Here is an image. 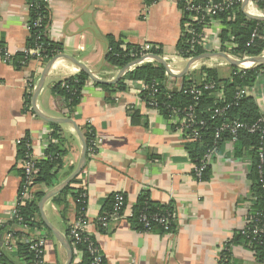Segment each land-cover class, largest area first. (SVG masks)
<instances>
[{
  "label": "crops",
  "instance_id": "crops-1",
  "mask_svg": "<svg viewBox=\"0 0 264 264\" xmlns=\"http://www.w3.org/2000/svg\"><path fill=\"white\" fill-rule=\"evenodd\" d=\"M46 1L51 13L50 39L61 44L63 53L86 64L102 79H115L121 70L106 60L109 35L138 46H158V55L175 72L182 71L189 61L177 48L183 24L180 0H158L150 6L146 0ZM248 7L249 4L246 10L250 12ZM29 19L27 0H0V227L12 220L23 185L24 160L19 155V141L29 135L36 159L45 157L52 140L57 142L51 138V124L57 123L41 118L32 100L31 110L25 107L28 80L35 79L37 84L46 63L34 60L25 69L17 70L2 58L1 48L11 55L24 52L30 35ZM223 27L218 19L207 31L210 36H220ZM231 65L227 58L209 57L197 62L189 73L199 75L203 67L231 72ZM80 72L68 59H60L51 67L37 98L44 114L69 117L65 101L53 87ZM169 75L168 86L179 90L184 76ZM142 82L127 81V90L110 95L89 77L70 117L80 128L91 127L98 142L97 151L89 153L82 173L72 184L74 191L62 204L56 203L54 196L44 206L48 220L70 240L72 264H81L84 258L83 249L70 234L80 215L88 221L87 233L97 241L104 264H256L258 255L247 239L238 238L256 201L250 177L255 148L240 151V142L226 139L209 160L207 179H198L187 149L191 140L179 129L176 119L165 117L145 103ZM256 101L263 109L264 80L256 86ZM58 125L66 150L62 182L77 167L82 143L72 124ZM49 189L34 188L45 193ZM75 190L87 194L84 212L77 207ZM116 192L125 195L127 212L134 211L142 195L172 209L170 229L146 231L130 219L103 228L99 217L107 212V203ZM47 229L33 230L36 236L46 239V264H66V248ZM10 230L18 231V227ZM7 232L0 236V247ZM17 237L13 249L3 245L5 263L34 264L31 257L18 254L22 238Z\"/></svg>",
  "mask_w": 264,
  "mask_h": 264
},
{
  "label": "trees",
  "instance_id": "trees-1",
  "mask_svg": "<svg viewBox=\"0 0 264 264\" xmlns=\"http://www.w3.org/2000/svg\"><path fill=\"white\" fill-rule=\"evenodd\" d=\"M30 5V19L29 24L32 26L30 35L28 38L27 48H39L41 53V61L42 63H47L49 60L54 58L55 56L63 53V48L61 44L50 39L48 35V29L51 24V13L48 7V3L46 0H27ZM158 0H146V5L150 6L157 2ZM208 0H192L193 3L206 2ZM223 1V0H216ZM187 0H180L179 6L183 9ZM242 4V3H241ZM241 4H235L230 6L225 11L219 13L217 18L220 19L224 25L223 30L221 32V40L223 42L222 52H226L228 47L230 46V53L236 57H255L260 56L264 52V21L252 20L246 16V14L242 11ZM258 31L260 37L255 38L254 42L250 45L249 42L252 38V34L255 31ZM108 48L106 53L107 62L119 69H123L132 61L134 58L132 54L138 55L141 52V48L138 45L125 43L123 40L117 39L111 35L107 36ZM188 45L184 43V39L182 38L177 48L179 51L187 49ZM156 54H161L159 50L154 51ZM204 51L198 50L194 55H200ZM185 56V58H187ZM35 55H29L26 52H19L15 55H12L11 64L17 69L22 70L25 69L30 62L36 60ZM264 67V64L260 66H255L250 69H241L237 66L231 65V72L228 77H222L221 72L216 68L203 67L201 68L200 74H196L195 72L189 73L183 77L182 83L183 86H187L194 82H200L203 76H206L208 80L215 82L219 85L224 92V98L215 99L216 95L211 92H206L203 97H201L200 103L196 108V113L200 118H204L206 121V125L199 129L200 137L196 140H192L187 144V149L189 151L190 157L193 162L200 166L203 163L204 156L207 150L213 147V135L216 129L221 125L224 121V116H227L230 119H239L248 123L255 122L261 116V108L257 103L255 97L252 94L245 96L238 105L232 106L226 112V115L223 117L213 116L214 110L218 107H223L226 103L232 102L235 93L245 87H251L256 83V79L259 75L260 69ZM170 75L164 66L159 64L156 61L145 62L142 64H138L134 66L131 70H129L126 75L116 84H98L105 90H107L110 95L127 90V81L139 80L143 81L144 84L149 88L153 84L154 87L158 88L157 93L154 95L155 100L158 102L159 111L165 116L169 117L172 115V108H187L192 104V99L183 93L182 90H170L167 87V78ZM35 81V79H34ZM89 81V76L85 72H80V74L76 76H72L69 78H65L59 82H57L53 90L54 92L60 96L66 103V108L68 110V116L71 117L72 113L75 111V108L80 103L82 99V91L85 87L86 83ZM150 92V88L147 90H143L141 92L142 98L148 96ZM32 93H26V109L31 110V100ZM54 131L51 133V138L56 139L57 142L50 143L45 157L41 159H36L35 173L33 175L32 184L29 187L28 196L24 205L19 206V214L23 217V222L21 224H27L30 230H34L37 227L46 228L44 222L40 216L39 209V201L45 194L42 190H34L36 186H44L47 188H52L60 183L62 178V169H63V157L66 154V150L63 147L64 139L60 135V127L58 124H51ZM84 135L88 141V147L91 144V141L95 137L94 131L91 127L85 126L82 127ZM226 137V138H225ZM225 139H228L229 136L226 133L224 136ZM29 142L31 143V139L26 136L24 139L19 141V155L25 160L27 158L29 152ZM240 142V151L242 148H249L253 146L254 148L258 146V135L250 134L247 132H242L240 139L237 141ZM254 152L252 153L253 163L250 177L252 178L253 185V194L258 197V201L252 211L256 209H264V198H262V188L259 181V170L258 164L259 159L258 156ZM89 155V152H88ZM209 173V164L204 170V174L201 180H205L208 177ZM23 176V184L25 182V171L24 168L22 170ZM76 179H74L69 186H67L60 194L55 196L53 200L59 205L62 204L65 197L74 191L72 186L75 183ZM23 187L20 189V193H22ZM79 190H75L73 194L75 196V200L79 195ZM113 198V197H112ZM83 204L77 205L79 211L83 208ZM113 206V199H111L107 203L108 210L110 212ZM251 211V212H252ZM105 212V213H107ZM134 217L130 220L137 225V228L146 230L144 226L139 222V216L142 213H146L148 216H167L170 217V221L166 229V226L160 224L159 222L153 221L151 223V227L147 231H153L158 228L163 230H169L172 225V216L173 211L169 207H165L162 205L155 204L151 202L145 195L140 196L136 207L134 208ZM104 213V214H105ZM19 221L17 219H12L10 222L0 227V236L2 237L6 231H9L10 228H17ZM48 232L50 230L47 229ZM17 234H21L22 231H16ZM51 233V232H50ZM238 238L243 239L241 234ZM248 241V240H247ZM1 244V243H0ZM77 246L84 251V258L81 264H90L91 258L90 254L87 252L86 243L82 242L77 244ZM253 249L257 251L258 260L264 259V246L256 245ZM18 254L22 257H27L30 259L31 254L28 250V246L26 243H20ZM4 255V253H3ZM32 260V257H31ZM3 264L5 263L4 256H2Z\"/></svg>",
  "mask_w": 264,
  "mask_h": 264
},
{
  "label": "built area",
  "instance_id": "built-area-1",
  "mask_svg": "<svg viewBox=\"0 0 264 264\" xmlns=\"http://www.w3.org/2000/svg\"><path fill=\"white\" fill-rule=\"evenodd\" d=\"M244 0H208L206 2H196L193 3L192 0L187 1L183 11V24H182V38L184 43L188 45L187 49L180 51L182 56H187V59L190 60L194 57L195 53L198 50H203L205 52H222L223 42L219 35L210 36L208 29L211 24L218 20L217 15L230 6L235 4H241ZM29 5V4H28ZM30 7V5H29ZM250 12L257 15L264 16V0H250L249 3ZM32 26L28 22V30L31 31ZM260 37V34L256 30L252 34V38L248 45L254 42L255 38ZM141 52L138 55L132 54L134 60H137L142 57H146L150 54H156L154 51L158 49V46L153 44H143L140 45ZM231 47H228L226 54L232 55L230 51ZM220 50V51H219ZM24 52L29 55H35L36 60H41V53L39 48H25ZM2 58L4 62L11 64L12 55L5 49L1 48ZM264 54V52H263ZM262 54V55H263ZM234 56V55H233ZM236 57V56H234ZM241 65H245L246 62L250 63V57H236ZM153 61L152 59H147L144 62L139 64ZM264 63L256 64L260 66ZM134 67V66H133ZM132 67V68H133ZM261 80H264V67L260 69L259 75L256 79V83L251 87H245L238 90L233 98L232 102L226 103L223 107H218L214 110L213 116L223 117L226 115V112L232 108L235 104L238 105L239 102L247 95L252 94L256 99V86L260 83ZM143 83V82H142ZM35 81L32 78L28 80V92H31L32 88L35 86ZM167 87L170 90H173L170 86ZM155 84L150 86V92L148 96L143 100L145 103L151 107L159 110L158 102L155 100L154 95L157 93L158 88L154 87ZM144 83L142 85V91L149 89ZM179 90H182L184 94L189 96L192 99V104L187 108H172V115L170 119L175 120L176 124L179 125V129L188 137L189 140H196L200 137L199 129L206 125L204 118H200L196 113V108L200 103L201 97L206 92H211L216 95L215 99L224 98L223 89L217 85L215 82L207 79L206 76H203L200 82H194L187 86H179ZM223 122L216 129L213 138V147L209 148L204 156L203 163L198 166L195 164V175L198 179H202L204 170L206 169L209 160L214 155L219 144L225 141V134L229 136V140L232 143L237 142L240 139L242 132H247L250 134L258 135V146L255 147V152L259 159L258 170H259V181L264 198V108L261 109V116L253 123H248L239 119H230L227 116H224ZM98 142L94 137L91 141L90 146L88 147L89 153H95L97 151ZM36 157L33 154V149L31 143L29 142V152L27 158L23 162V168L25 171V182L22 185L23 191L19 194L18 204L15 209L12 211V219H17L19 221L18 230L22 231L21 234H17L16 230H10L7 232L4 239L3 245L6 249L11 250L16 246L18 235H21L22 243H26L28 250L31 254L34 264H46L45 262V253H46V239L42 236H36L33 230H30L27 224H21L23 222V217L19 214V206L24 205L28 196L29 187L32 184L33 175L36 171ZM87 194L84 192L79 193L76 201L79 204L86 202ZM258 201V197L255 198ZM84 212V209H82ZM134 215L133 211L127 212L126 208V199L125 195L122 192H116L113 195V206L110 212L103 214L99 217V223L103 228H107L110 223L117 222L120 220L131 219ZM159 222L168 228L170 217L167 216H148L146 213H142L139 216V222L144 226L146 231L151 227V223ZM88 221L85 218V215H80L74 222L70 234L73 238L74 243L80 244L82 242L86 243L87 252L90 254L91 263L90 264H104V255L102 254L100 247L94 237L90 236L87 232ZM240 234L248 240V243L252 249L256 245L264 246V209H256L252 211L245 220L244 226L240 230ZM3 245L0 247V264H3ZM255 254L257 251L253 249ZM256 264H264V259L261 261L258 260Z\"/></svg>",
  "mask_w": 264,
  "mask_h": 264
},
{
  "label": "water",
  "instance_id": "water-1",
  "mask_svg": "<svg viewBox=\"0 0 264 264\" xmlns=\"http://www.w3.org/2000/svg\"><path fill=\"white\" fill-rule=\"evenodd\" d=\"M250 3V0H244L242 3V11L246 14V16L252 20H257V21H264V16L262 15H257L256 13H252L249 12L248 10H246V7L248 6V4ZM209 57H223V58H227L230 63L233 66H237L241 69H250L256 66V64L259 63H264V54L260 55V56H255V57H250V63L248 66H242L241 62L234 57L233 55L230 54H226V53H222V52H205L202 53L200 55L194 56L192 57L187 65L185 66V68L180 71V72H175L174 70L171 69L170 65L168 64V62L162 58L160 55L158 54H150L146 57H142L139 58L137 60L132 61L130 64H128L126 67H124L123 69L120 70L118 76L115 79H111V80H105L100 78L93 70H91L86 64L80 62L78 59H76L75 57L65 54V53H61L57 56H55L54 58H52L51 60H49L44 68L43 71L41 73V76L33 90V94H32V106L34 111L44 120L50 122V123H57V124H64V123H68V124H72L75 131L77 132L81 143H82V151H81V156L78 162L77 167L75 168V170L62 182H60L59 184H57L56 186L50 188L41 198V200L39 201V209H40V215L41 218L44 222V224L51 230V232L54 234V236L59 240V242L66 248L67 252H68V259L66 264H72L73 261V250H72V246L70 245V240H68L66 238V236L64 234H62L47 218L45 210H44V206L45 203L50 200L51 198H53L54 196L60 194L67 186H69L71 184V182L76 179L83 171L86 161H87V157H88V141L86 136L84 135L83 131L81 130L80 126L70 117H54V116H48L46 114H44L38 107L37 105V98L39 93L41 92L46 78L48 76V73L51 69V67L60 59H68L71 62H73L75 65H77L80 70L82 72H85L95 83L98 84H107V85H111V84H116L118 83L127 73V71L130 69L131 66L137 65L141 62H144L147 59H153L156 62H158L159 64H161L162 66L165 67V69L169 72V74H171L172 76L175 77H183L185 75H187L192 67L199 61L205 59V58H209Z\"/></svg>",
  "mask_w": 264,
  "mask_h": 264
},
{
  "label": "rangeland",
  "instance_id": "rangeland-1",
  "mask_svg": "<svg viewBox=\"0 0 264 264\" xmlns=\"http://www.w3.org/2000/svg\"><path fill=\"white\" fill-rule=\"evenodd\" d=\"M219 71L221 72L222 77H228L230 74V72L227 71L225 68H220Z\"/></svg>",
  "mask_w": 264,
  "mask_h": 264
},
{
  "label": "bare ground",
  "instance_id": "bare-ground-1",
  "mask_svg": "<svg viewBox=\"0 0 264 264\" xmlns=\"http://www.w3.org/2000/svg\"><path fill=\"white\" fill-rule=\"evenodd\" d=\"M248 65H249V62H246L245 65H243V66H248Z\"/></svg>",
  "mask_w": 264,
  "mask_h": 264
}]
</instances>
